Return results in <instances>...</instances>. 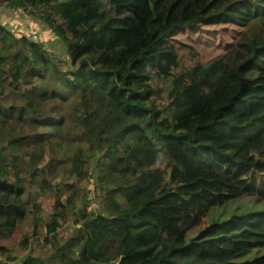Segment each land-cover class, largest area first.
I'll use <instances>...</instances> for the list:
<instances>
[{
  "label": "trees",
  "instance_id": "16d2710c",
  "mask_svg": "<svg viewBox=\"0 0 264 264\" xmlns=\"http://www.w3.org/2000/svg\"><path fill=\"white\" fill-rule=\"evenodd\" d=\"M0 6L40 15L70 62L58 68L41 39L0 19V242L28 217L37 228L40 198L75 177L45 223L53 254L18 264H264V250L251 251L264 247V209L220 210L241 197L264 201V0ZM215 26L234 32L233 44L173 74L175 36ZM153 73L162 85L150 98ZM90 161L102 209L86 184ZM70 209L76 231H53ZM219 211L229 218L211 222ZM208 214L194 236L229 259L179 253ZM15 258L0 244V264Z\"/></svg>",
  "mask_w": 264,
  "mask_h": 264
},
{
  "label": "rangeland",
  "instance_id": "374dc122",
  "mask_svg": "<svg viewBox=\"0 0 264 264\" xmlns=\"http://www.w3.org/2000/svg\"><path fill=\"white\" fill-rule=\"evenodd\" d=\"M104 6L107 5V0H102ZM10 8V7H8ZM12 13L8 18L4 19L7 23H14L21 32L28 34L30 37L32 34H37V39L42 40L45 43V47L51 51L52 58L58 68L65 70L69 66V56L63 45L60 37L54 34L53 30L41 19L40 15L30 14L27 9H12ZM29 15V17H26ZM3 20V18H1ZM10 27V25H9ZM204 27L200 30L186 32L175 36L176 47L178 51L179 66L173 71V74H177L181 69L192 67L199 63H204L220 54L225 48L229 47L234 42V32L222 30L220 26ZM52 37V39H51ZM150 80L153 88L150 98L158 96L161 92V77L153 73L150 75ZM22 90L25 89V85L22 86ZM40 99L39 101H41ZM48 160V155L42 161L44 165ZM89 173L90 179L86 182L90 186V199L96 204L95 207L102 209L103 200L99 197H91V190L93 189V182L98 176L96 168V162H89ZM75 189V177L71 175L66 178L63 185L56 191H48V195L40 198L43 205L44 213L42 220L39 222V226L34 228L31 219L28 217L16 227L14 236L7 240L1 241L0 244L8 246L11 253L16 257L14 260L8 261L10 264H18L25 258L30 256L34 258H44L49 260L53 254L54 247L51 243L44 241V236L47 235V229L45 223L48 220V215L52 212L51 206L55 203L56 197H60L63 200V196L70 194ZM84 189V186H81ZM251 199L247 197H241L240 199H234L232 202L220 207V210H235V211H247L250 209H264V201L256 203L254 201L249 202ZM244 203L238 206V204ZM81 206V205H79ZM89 208L92 206L88 205ZM210 214V212H209ZM209 214L203 218L202 223L190 232V239L187 241V246L180 250L179 253L192 254L195 259L199 262H206L208 260H225L229 259L230 256L227 250L219 247L208 246L202 248L198 244V240L194 236L198 234L200 229L204 228L208 223L206 219ZM78 217L77 209L69 210L68 221L59 229L53 228V231H64L68 235H72L78 228V224L75 223V219ZM226 215H221L220 211L216 212L211 222H223L228 219ZM209 222V223H211ZM264 247L254 249L251 251L261 252ZM4 257V255H2ZM50 264H57V260L52 259ZM96 264H107V263H96ZM112 264V262H111Z\"/></svg>",
  "mask_w": 264,
  "mask_h": 264
},
{
  "label": "crops",
  "instance_id": "0c3cea01",
  "mask_svg": "<svg viewBox=\"0 0 264 264\" xmlns=\"http://www.w3.org/2000/svg\"><path fill=\"white\" fill-rule=\"evenodd\" d=\"M15 10H17V9H15ZM11 13H12V11L10 10V8L0 6V19L3 18V20L1 19L2 22H5L4 19L8 18Z\"/></svg>",
  "mask_w": 264,
  "mask_h": 264
},
{
  "label": "built area",
  "instance_id": "2783aa9c",
  "mask_svg": "<svg viewBox=\"0 0 264 264\" xmlns=\"http://www.w3.org/2000/svg\"><path fill=\"white\" fill-rule=\"evenodd\" d=\"M27 11H28V10H27ZM30 38H31L33 41H36V39H37V34H36V33L32 34ZM113 264H116V262H114Z\"/></svg>",
  "mask_w": 264,
  "mask_h": 264
},
{
  "label": "bare ground",
  "instance_id": "6f19581e",
  "mask_svg": "<svg viewBox=\"0 0 264 264\" xmlns=\"http://www.w3.org/2000/svg\"><path fill=\"white\" fill-rule=\"evenodd\" d=\"M26 17H29V15H26Z\"/></svg>",
  "mask_w": 264,
  "mask_h": 264
}]
</instances>
